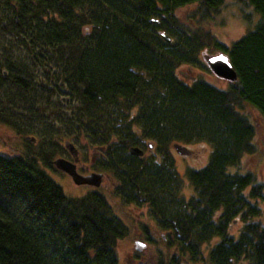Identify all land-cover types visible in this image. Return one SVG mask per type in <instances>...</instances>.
I'll return each mask as SVG.
<instances>
[{
  "label": "trees",
  "instance_id": "trees-1",
  "mask_svg": "<svg viewBox=\"0 0 264 264\" xmlns=\"http://www.w3.org/2000/svg\"><path fill=\"white\" fill-rule=\"evenodd\" d=\"M227 1L0 0V34L9 38L0 42V86L37 88L27 60L15 62V49L35 66L57 59L54 80L76 102L68 128L103 150L101 168L117 194L148 206L168 234L174 253L158 264H264V225L255 221L264 183L242 168L257 152L243 106L264 123V0H235L258 21L230 45L209 30ZM205 51L224 53L236 82L225 89L202 78L184 83L178 68L207 71ZM0 125H16L1 104ZM197 143L211 153L204 167L185 172L192 189L185 197L170 148ZM131 148L144 155H130ZM52 156L0 155V264H119L115 247L128 227L102 193L66 196L46 172Z\"/></svg>",
  "mask_w": 264,
  "mask_h": 264
},
{
  "label": "rangeland",
  "instance_id": "rangeland-1",
  "mask_svg": "<svg viewBox=\"0 0 264 264\" xmlns=\"http://www.w3.org/2000/svg\"><path fill=\"white\" fill-rule=\"evenodd\" d=\"M190 10L189 8L180 10L178 15L183 17ZM257 21L258 16L248 4L229 0L217 12L210 23L209 30L219 41L230 45L247 31L252 30ZM4 35L0 34V42L1 40L7 42L9 39ZM14 52L15 62L24 63L27 60L25 64L31 75L35 77L37 88L30 92H23L10 83L0 86V104L4 112L16 124L13 127L0 125V155L13 157L21 156L28 151L41 154L52 152V162L59 157L67 159L64 142L72 143L79 153L80 160L86 162L91 171L103 175L100 188L76 186L67 176L53 167L46 169V172L61 186L66 196L81 197L90 191H98L106 197L116 215L128 227V235L118 241L115 247L119 264H158L169 261L174 250L168 246V234L161 229L148 206L127 204L116 192L114 177L101 168L103 150L97 148L94 151L96 146L92 144L91 139L76 137L73 135L75 134L73 128H68L66 120L73 114L76 102L74 95L59 81L54 80L55 77L57 79L60 77L61 64L56 58L47 57L42 59L41 67L35 66L31 59L26 58L28 54L22 48L15 49ZM216 54L217 52L205 51L201 54V60L205 62L207 57ZM177 74L186 84L199 78L219 89H225L230 84L216 77L209 69L205 71L183 65L178 68ZM49 86L53 88L50 89ZM242 111L248 115L254 125L257 147L256 154L247 157L243 161L242 168L254 173L257 180L264 183V123L259 114L250 106L244 105ZM174 146H171L170 153L176 170L182 178L188 169L204 167L211 153V148L207 143L187 146L188 156L177 154ZM142 149L146 156H150L151 153L146 148ZM94 153L99 154V157L93 158ZM86 174H89L88 170ZM191 193L192 189L184 178L183 194L188 197ZM255 221L264 225V205L262 215ZM240 228L241 222H234L231 232L236 233ZM135 243L141 244L142 247L137 248Z\"/></svg>",
  "mask_w": 264,
  "mask_h": 264
},
{
  "label": "water",
  "instance_id": "water-1",
  "mask_svg": "<svg viewBox=\"0 0 264 264\" xmlns=\"http://www.w3.org/2000/svg\"><path fill=\"white\" fill-rule=\"evenodd\" d=\"M151 23L156 24V20H152ZM161 38L166 42L170 43L171 38H169L166 34H161ZM205 63L210 71L218 78L223 79L229 83L236 82L237 75L234 69L232 68L228 57L224 53H217L216 55L209 56L205 59ZM34 141V139H32ZM65 149L69 152V154L74 158V161H68L64 158H58L52 162V166L62 173L68 175L72 182L77 186H91L93 188H99L101 186L103 175L94 173L87 176L80 175L76 171V162L78 160V151L72 143L65 142ZM174 150L177 154L188 156L189 150L180 145H175ZM129 154L137 157H142L144 152L139 148H131L129 150ZM136 247H142L141 244L135 243Z\"/></svg>",
  "mask_w": 264,
  "mask_h": 264
},
{
  "label": "flooded vegetation",
  "instance_id": "flooded-vegetation-1",
  "mask_svg": "<svg viewBox=\"0 0 264 264\" xmlns=\"http://www.w3.org/2000/svg\"><path fill=\"white\" fill-rule=\"evenodd\" d=\"M97 150V147L96 148H94V151H96ZM66 154H67V159L66 160H68V161H71V162H73L74 161V158L66 151ZM99 155V154H98ZM98 155H96L95 153H94V155H93V158L94 157H96V158H98L99 156ZM61 158H63V157H61ZM78 160H77V162H76V171L80 174V175H83V176H87V175H90V174H94L95 172H93V171H91L88 167H87V164H86V162H83L82 160H80V156H79V153H78ZM65 159V158H64ZM87 161V160H86ZM86 170H88L89 171V174H86ZM65 176H67L70 180H71V178L68 176V175H66V174H64ZM72 181V180H71ZM74 184V183H73ZM75 185V184H74ZM77 186V185H76ZM84 186H86V185H84ZM86 187H91V186H86ZM93 188V187H92ZM100 188V187H99ZM96 189H98V188H96Z\"/></svg>",
  "mask_w": 264,
  "mask_h": 264
}]
</instances>
